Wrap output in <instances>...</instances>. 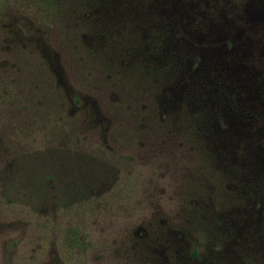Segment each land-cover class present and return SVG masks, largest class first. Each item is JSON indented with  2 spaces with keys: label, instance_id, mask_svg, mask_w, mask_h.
Returning a JSON list of instances; mask_svg holds the SVG:
<instances>
[{
  "label": "rangeland",
  "instance_id": "1",
  "mask_svg": "<svg viewBox=\"0 0 264 264\" xmlns=\"http://www.w3.org/2000/svg\"><path fill=\"white\" fill-rule=\"evenodd\" d=\"M0 4V264H264V0Z\"/></svg>",
  "mask_w": 264,
  "mask_h": 264
},
{
  "label": "trees",
  "instance_id": "2",
  "mask_svg": "<svg viewBox=\"0 0 264 264\" xmlns=\"http://www.w3.org/2000/svg\"><path fill=\"white\" fill-rule=\"evenodd\" d=\"M2 3H5V0H2ZM97 178L98 177L96 173L93 175V178H91V176H88L84 180L82 185H78L77 188L67 190L63 193V198L65 199V203L69 207L70 212L71 210L75 209L76 211H80L82 214H84V212H95V210L92 209V204L94 203V201L91 200L92 195H95V193L94 191H91V193L89 194V190L92 189L94 181ZM76 243L82 244L78 241Z\"/></svg>",
  "mask_w": 264,
  "mask_h": 264
}]
</instances>
